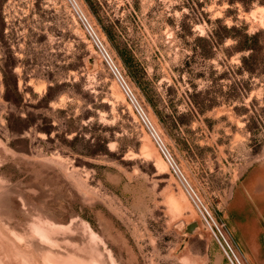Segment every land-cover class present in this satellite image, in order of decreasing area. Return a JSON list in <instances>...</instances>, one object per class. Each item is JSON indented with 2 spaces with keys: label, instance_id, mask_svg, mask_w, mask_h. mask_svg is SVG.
<instances>
[{
  "label": "rangeland",
  "instance_id": "1",
  "mask_svg": "<svg viewBox=\"0 0 264 264\" xmlns=\"http://www.w3.org/2000/svg\"><path fill=\"white\" fill-rule=\"evenodd\" d=\"M71 1L213 230L69 0H0V264H264V71L240 69L229 39L193 49L216 19L264 31V4Z\"/></svg>",
  "mask_w": 264,
  "mask_h": 264
},
{
  "label": "trees",
  "instance_id": "2",
  "mask_svg": "<svg viewBox=\"0 0 264 264\" xmlns=\"http://www.w3.org/2000/svg\"><path fill=\"white\" fill-rule=\"evenodd\" d=\"M225 1L229 5L240 3L244 8H249L253 3L264 4V0H219ZM200 12H198L199 14ZM216 26L205 32L204 35L198 36L196 39L200 44H196L193 49L196 55L200 58H208L219 49L226 41L231 40L225 50L227 55L234 52L240 53V69L245 70L249 75L260 74L264 71L263 52H264V31L257 30L251 33L247 32V28L243 25L236 26L221 24L219 19L215 20ZM8 85L5 83V91ZM11 90L17 95L20 102L23 101V94L18 91L16 82L11 85ZM193 97V95H192ZM28 115L22 118L23 121H28ZM177 122V120L175 119ZM8 128H12L7 124ZM49 133L48 130H44Z\"/></svg>",
  "mask_w": 264,
  "mask_h": 264
},
{
  "label": "built area",
  "instance_id": "3",
  "mask_svg": "<svg viewBox=\"0 0 264 264\" xmlns=\"http://www.w3.org/2000/svg\"><path fill=\"white\" fill-rule=\"evenodd\" d=\"M73 8L75 9L76 15L81 22L82 26L86 30L87 34L93 41L96 49L102 56L103 60L109 67L110 71L112 72L113 76L115 77L122 93L125 95L128 103L132 106L135 114L141 119L144 127L150 134L152 140L154 141L157 149L160 152V155L162 156L163 160L166 162V164L169 166V168L172 170L173 174L179 181L180 185L182 186L185 194L187 195L189 201L193 205V207L198 211V213L201 215V217L204 219V221L210 226L212 229L211 222L209 220H212L208 210L200 200L199 196L195 192V190L192 188V186L188 183L186 178L181 173L180 169L178 168L176 162L174 161L173 157L169 153L168 149L165 147L162 139L158 135V133L155 131L154 127L146 117L144 111L142 110L140 104L138 103L132 89L130 88L129 84L127 83L126 79L123 77L117 66L112 62L111 58L109 57L106 49L102 45L101 41L97 37V35L94 33L92 27L88 23L85 16L77 9L75 8L73 2L69 0ZM213 222V221H212ZM213 230V229H212ZM215 234V232H214ZM217 237V235L215 234Z\"/></svg>",
  "mask_w": 264,
  "mask_h": 264
},
{
  "label": "water",
  "instance_id": "4",
  "mask_svg": "<svg viewBox=\"0 0 264 264\" xmlns=\"http://www.w3.org/2000/svg\"><path fill=\"white\" fill-rule=\"evenodd\" d=\"M195 227H196V223L195 222H192V223H189V224L186 225L185 230L190 233V232H192V230Z\"/></svg>",
  "mask_w": 264,
  "mask_h": 264
},
{
  "label": "bare ground",
  "instance_id": "5",
  "mask_svg": "<svg viewBox=\"0 0 264 264\" xmlns=\"http://www.w3.org/2000/svg\"><path fill=\"white\" fill-rule=\"evenodd\" d=\"M159 158V157H158ZM182 204L184 205V207L189 208L190 212H191V216L197 221V223H199V221L196 218V214L195 212L186 204V202L183 200ZM188 206V207H187Z\"/></svg>",
  "mask_w": 264,
  "mask_h": 264
}]
</instances>
